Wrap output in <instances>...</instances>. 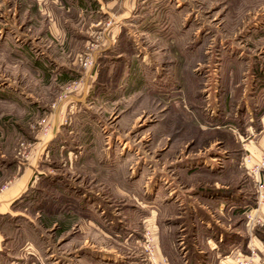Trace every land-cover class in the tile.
Instances as JSON below:
<instances>
[{
  "label": "rangeland",
  "instance_id": "rangeland-1",
  "mask_svg": "<svg viewBox=\"0 0 264 264\" xmlns=\"http://www.w3.org/2000/svg\"><path fill=\"white\" fill-rule=\"evenodd\" d=\"M101 1L0 0V186L32 173L0 219L3 261L150 264L151 231L182 264L158 251L166 194L220 180L259 207L264 148L244 144L264 133V0H130L124 20L126 0Z\"/></svg>",
  "mask_w": 264,
  "mask_h": 264
},
{
  "label": "crops",
  "instance_id": "crops-1",
  "mask_svg": "<svg viewBox=\"0 0 264 264\" xmlns=\"http://www.w3.org/2000/svg\"><path fill=\"white\" fill-rule=\"evenodd\" d=\"M75 1V4L78 5L77 7H81V11L85 9L92 15L97 14L96 12L98 11L100 12L99 8L104 5L101 0ZM121 5V17L123 20L125 18L128 19L133 4L132 2L130 4V0H126ZM90 19L91 29L95 28L93 25H101L102 19L99 15ZM123 22L125 23V21ZM109 38L110 36L108 35ZM257 81L256 85L260 86L259 79ZM262 118L264 120V116ZM245 147L251 152L255 160H258L262 148H264V133L261 135L257 133L249 134V138L244 144V149ZM208 169L212 168H206V170ZM25 176H20L18 179L3 186V188L0 186V219L2 215L10 211L14 201L18 200L28 190L32 181V173L29 176ZM207 181L206 179L205 185H195L198 186L199 194L194 193L195 196L193 198H190L192 196L190 194L189 198H187L183 190H180L182 196L179 193L180 197H176L174 201H172L173 196H170L173 191L166 194L163 203L164 209L161 211L164 212L162 214L164 224L160 229L158 251L160 254L168 256L173 254L176 249H182V264H236L238 253H245L255 242V234L250 231V226L247 223V225L242 226L245 215L248 213V203L251 202V194L249 191L246 192L247 190L244 192L239 186L237 189H233V186L220 180L211 181L212 183ZM232 209L233 211L230 213ZM254 209V214L264 220V205ZM232 220L234 221V226ZM175 233L180 234L177 239L174 238ZM7 249L8 247L4 243V234L0 230V253L5 254V251L9 250ZM83 258V256L78 257L80 261L85 263ZM0 264L46 263L39 257H33L23 258L20 261H3L0 259Z\"/></svg>",
  "mask_w": 264,
  "mask_h": 264
},
{
  "label": "built area",
  "instance_id": "built-area-1",
  "mask_svg": "<svg viewBox=\"0 0 264 264\" xmlns=\"http://www.w3.org/2000/svg\"><path fill=\"white\" fill-rule=\"evenodd\" d=\"M88 62L90 64H93L92 59L87 57L84 61V64L88 65ZM250 156V155H247ZM263 158L260 163L255 164L251 172L254 174H258V178H256L257 182V188H259V194L257 197V205L261 206L264 205V180H262L261 174L264 168V150L262 154ZM251 157V156H250ZM251 160V159H249ZM248 215L250 216V219H252L254 216V212L248 211ZM145 246H146V251L147 255L149 257V262L150 264H172L171 261L167 258H164L162 260L158 259V255L156 253V243L154 241V238L152 237L151 231H147L145 234ZM251 252L249 254H245L243 252H239L237 257H236V264H257L256 259H257V253L255 252L254 248L250 246ZM147 257V258H148Z\"/></svg>",
  "mask_w": 264,
  "mask_h": 264
}]
</instances>
